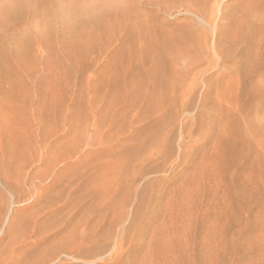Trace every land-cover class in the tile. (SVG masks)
Segmentation results:
<instances>
[{
  "label": "rangeland",
  "instance_id": "obj_1",
  "mask_svg": "<svg viewBox=\"0 0 264 264\" xmlns=\"http://www.w3.org/2000/svg\"><path fill=\"white\" fill-rule=\"evenodd\" d=\"M48 1L0 0L21 13L0 30V264H264V127L249 130L237 84L206 113L218 67L201 71L205 55L194 89L167 79L171 64L155 84L142 38L93 26L111 7ZM202 2L128 9L195 30ZM237 3L212 0L213 26ZM239 131L252 144L241 158L229 151Z\"/></svg>",
  "mask_w": 264,
  "mask_h": 264
},
{
  "label": "bare ground",
  "instance_id": "obj_2",
  "mask_svg": "<svg viewBox=\"0 0 264 264\" xmlns=\"http://www.w3.org/2000/svg\"><path fill=\"white\" fill-rule=\"evenodd\" d=\"M13 1L15 4L21 1L24 4L28 2V0ZM49 1L52 2L53 0ZM148 1L149 3H155L161 6V8L171 9L178 3L193 2L195 0ZM237 2V11L234 10V14H231L232 17L230 16L232 19L230 21L228 20L229 22L227 21V24H215L213 26V18L211 17V13H214V9L211 7L212 0H203L202 8L191 10L193 16L189 20L191 23L197 24L195 30L185 29L183 26L174 27L173 24L167 27L169 26L167 23L162 26L152 17L144 22L138 11H133L131 8L128 9L129 7L139 5L138 0H115V2L113 0H98L101 6L111 8L106 10L102 9L101 11H105L98 14L95 18L96 22L92 20L91 22L99 30V35L112 36V33L122 30L125 26H129V30L132 31L125 29V38L127 41L133 40V38H142L145 43L142 47L144 49L143 55H145V59L149 61L148 57L153 56L151 72L154 73L152 80L155 84L166 79L167 75L164 78L161 72H165L164 67L171 64L174 67V74L167 77V79L169 81H176V79L183 80L185 77L187 79L186 89H194L196 86L194 79L197 72V63H199L200 57L205 55L203 56L204 60L201 65V71L203 69H206L207 72L210 71L211 69H207L208 66L218 68L215 72L206 76L203 111L207 113L211 108L215 109L214 105H212L213 103L210 102L212 92L222 90L224 92L228 84L234 85L235 83L237 84L238 96L243 103L242 107L238 105L237 110L246 113L248 121L250 119L251 128L249 130L251 133H260L261 131L258 126L261 125L264 127V0H237ZM124 3H127V7L123 9ZM20 14V10L17 8L12 9L10 4L6 6L1 5L0 30L4 29L3 25L8 20L11 23H17L14 15L20 16ZM101 20H105L106 22H101ZM209 27L215 31L214 38L211 32H209ZM197 31H203V34H201L204 37L202 41L203 45L201 46L202 51L196 48L194 44L195 41L200 45L201 38H198L200 36ZM94 36L95 34L91 31V37ZM211 37L213 38L212 46L209 44ZM182 38H186L190 43L187 46L186 44H181L180 39ZM152 43H155L154 46ZM179 52L187 54V62L181 67L173 63L174 58ZM235 57H239L240 59L232 62ZM21 59L20 61H23ZM219 59H221L222 64L218 62ZM2 64L3 62L1 60L0 69H3ZM223 92L221 95H223ZM227 113L231 115L234 114V111L228 107ZM256 123L259 125L256 126ZM239 133L240 135L237 134V137H241V139H233L231 146H228L230 154L237 158L243 157L247 145H249L250 149L252 148V144L249 142L250 139L247 135L248 132L239 131Z\"/></svg>",
  "mask_w": 264,
  "mask_h": 264
}]
</instances>
